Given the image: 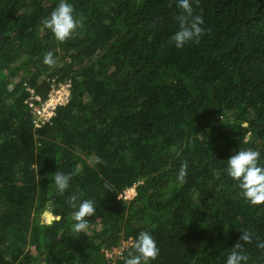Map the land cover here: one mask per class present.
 Wrapping results in <instances>:
<instances>
[{
	"label": "trees",
	"instance_id": "16d2710c",
	"mask_svg": "<svg viewBox=\"0 0 264 264\" xmlns=\"http://www.w3.org/2000/svg\"><path fill=\"white\" fill-rule=\"evenodd\" d=\"M60 2L0 0V264H125L142 232L150 264H226L237 243L264 264V203L225 171L239 150L264 162V0H190L204 31L181 48L177 0H67L80 24L63 42L43 24ZM64 83L68 102L36 126L31 91ZM73 195L96 209L88 235Z\"/></svg>",
	"mask_w": 264,
	"mask_h": 264
},
{
	"label": "clouds",
	"instance_id": "9594fccd",
	"mask_svg": "<svg viewBox=\"0 0 264 264\" xmlns=\"http://www.w3.org/2000/svg\"><path fill=\"white\" fill-rule=\"evenodd\" d=\"M177 3L184 15L180 17L179 29L173 34L172 39L175 46L181 48L187 42L201 36L204 29L200 26L203 24V19L200 16H193L190 0H177ZM73 13L72 5L67 0H61L58 7L51 12L50 17L43 21V24L51 30L56 40L63 42L80 24V21L74 18ZM44 63L48 65L54 63L51 53L45 55ZM248 140L250 137L246 138L244 142L247 143ZM97 162H99L98 159ZM225 171L237 183L245 200L253 205L264 203V162H261L259 151L249 149L236 151L227 159ZM186 175V165H182L177 179L183 182ZM70 179L69 175L57 172L53 177L56 192L65 193L69 188ZM105 189L110 188L106 185ZM68 203L74 209L72 231L88 235L89 222L86 218L92 217L96 212L93 202L87 199L80 200L79 196L73 195L69 197ZM241 240L244 243L250 242V234L243 232ZM257 246L264 248V242L258 243ZM242 247L243 245L239 243L233 246V251L228 255L226 264H244L247 261V256L242 253ZM132 248L136 254L130 253L125 264H150V261L156 260L159 254L158 246L149 232L140 233L132 244Z\"/></svg>",
	"mask_w": 264,
	"mask_h": 264
},
{
	"label": "built area",
	"instance_id": "2783aa9c",
	"mask_svg": "<svg viewBox=\"0 0 264 264\" xmlns=\"http://www.w3.org/2000/svg\"><path fill=\"white\" fill-rule=\"evenodd\" d=\"M70 85L67 83L61 84L59 87H54L46 97L37 95L32 90V94L27 101V104L32 113L33 122L36 126L47 122L55 114L56 109L65 105L69 99ZM136 186L133 185L123 191L120 195L124 200L132 199L136 196Z\"/></svg>",
	"mask_w": 264,
	"mask_h": 264
},
{
	"label": "rangeland",
	"instance_id": "374dc122",
	"mask_svg": "<svg viewBox=\"0 0 264 264\" xmlns=\"http://www.w3.org/2000/svg\"><path fill=\"white\" fill-rule=\"evenodd\" d=\"M44 216H47V214L45 213ZM124 244L128 245L129 242H125L122 245H119V246H117L115 248H112L111 250L106 251L107 255L108 256H115L116 253L119 254L122 251Z\"/></svg>",
	"mask_w": 264,
	"mask_h": 264
},
{
	"label": "water",
	"instance_id": "95a60500",
	"mask_svg": "<svg viewBox=\"0 0 264 264\" xmlns=\"http://www.w3.org/2000/svg\"><path fill=\"white\" fill-rule=\"evenodd\" d=\"M51 209H52V206H51V203H49V207H48L47 212L51 211ZM46 214H47V213H46ZM41 260L44 261V258H42Z\"/></svg>",
	"mask_w": 264,
	"mask_h": 264
}]
</instances>
